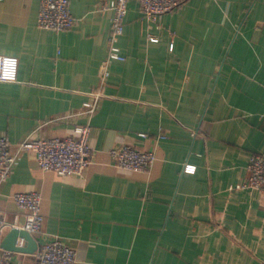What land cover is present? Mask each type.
Here are the masks:
<instances>
[{"label": "crops", "instance_id": "obj_1", "mask_svg": "<svg viewBox=\"0 0 264 264\" xmlns=\"http://www.w3.org/2000/svg\"><path fill=\"white\" fill-rule=\"evenodd\" d=\"M41 2L0 0V54L19 59L18 81L0 82V136L16 154L0 181L8 222L26 220L13 194L36 192L46 236L34 237L58 236L77 264H264V196L240 188L264 154V0H186L155 20L130 0L125 60L105 84L107 0H69L78 22L64 31L38 26ZM86 125L95 155L82 175L43 171L19 149ZM124 146L154 163L118 166L110 151Z\"/></svg>", "mask_w": 264, "mask_h": 264}, {"label": "built area", "instance_id": "obj_2", "mask_svg": "<svg viewBox=\"0 0 264 264\" xmlns=\"http://www.w3.org/2000/svg\"><path fill=\"white\" fill-rule=\"evenodd\" d=\"M130 0H107L105 9L114 12L110 48L106 60L101 65V81L103 84L110 76V64L114 60H125L117 45L124 32L125 18ZM186 0H138L144 16L155 20L158 16L175 12ZM78 19L72 14L69 0H42L38 14V26L42 29L64 31L76 26ZM19 59L16 56L0 54V82L18 81ZM101 93H97V96ZM92 103L86 108L92 112ZM75 136L53 138H27L19 144L20 150H31L36 154L38 166L43 171H53L62 176H78L84 174L94 159V150L90 145L91 126H77ZM115 163L125 169L145 171L154 163L153 151H146L131 146L114 148L110 151ZM16 162V154L12 144L5 136H0V181H5L12 172ZM249 177L240 188L258 190L264 196V154L253 156L249 167ZM13 200L25 214V224L18 226L8 222L0 211V264H16L17 252L5 250L1 243L6 233L12 228H21L31 235H43L44 216L41 211V196L36 192H18ZM35 252L37 264H77V251L58 236L38 241ZM24 239H18L17 246H24Z\"/></svg>", "mask_w": 264, "mask_h": 264}, {"label": "water", "instance_id": "obj_3", "mask_svg": "<svg viewBox=\"0 0 264 264\" xmlns=\"http://www.w3.org/2000/svg\"><path fill=\"white\" fill-rule=\"evenodd\" d=\"M18 239H24L25 245L17 246ZM1 246L5 250L17 253L34 254L39 247V242L28 231L21 228H12L3 238Z\"/></svg>", "mask_w": 264, "mask_h": 264}]
</instances>
